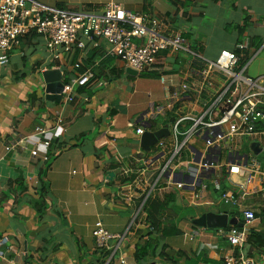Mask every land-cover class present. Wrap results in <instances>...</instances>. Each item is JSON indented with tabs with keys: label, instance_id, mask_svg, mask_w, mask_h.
<instances>
[{
	"label": "crops",
	"instance_id": "crops-1",
	"mask_svg": "<svg viewBox=\"0 0 264 264\" xmlns=\"http://www.w3.org/2000/svg\"><path fill=\"white\" fill-rule=\"evenodd\" d=\"M33 1L49 8L91 13H100L114 3L164 24L168 34L182 35L193 54L214 62L222 51L235 52L240 66L247 65L246 77H264V0ZM240 44L246 46L242 52H238ZM62 56L59 62L50 59L43 39L31 35L0 63V240L9 239L0 247V264H103L105 259L92 236L95 224L101 221L109 233L124 235L131 211L142 202L139 194L126 191L138 160L150 154L141 147L142 136L135 134L140 116L163 101L161 77H165L170 93L182 82L199 78L202 67L190 53L163 51L155 70L132 75L111 56L103 41L86 44L84 51L73 48ZM76 64L80 70L75 69ZM47 70H61L63 84L84 71L90 70L94 77L83 87L75 86L72 103L63 97L57 102L46 99L41 74ZM58 119L67 125L66 132L54 128ZM166 121L160 116L152 126L156 131L148 133L164 129ZM37 126L46 127L49 134L22 141L6 152L7 146L21 141ZM148 128L145 126V133ZM165 129L168 136L151 148L162 139L169 141L170 131ZM43 141L50 146L44 147ZM253 146L252 152L260 154ZM33 150L38 152L36 157L31 156ZM212 178L204 177L207 188L202 192L174 188L162 197L151 196L144 206L146 222L140 229H131L123 254H116L113 264H120L121 259L124 264H138L135 251L148 234L149 203L153 201L164 205L167 217L161 220L169 233H153L150 239L159 242L143 264H222L221 258L230 253L264 264V249L248 242L233 249L219 236L220 228L199 223L209 213L243 223L241 214L220 204L221 194L214 190ZM258 182L264 187V180ZM42 183L46 186L44 197ZM222 185L228 187L225 182ZM246 189L241 203L256 215L247 232L264 235V200L252 187ZM42 200L44 209L38 206ZM181 209L198 213L184 217ZM233 228L228 225L222 230ZM192 231H198L199 236L193 237ZM164 256L171 261H165Z\"/></svg>",
	"mask_w": 264,
	"mask_h": 264
},
{
	"label": "built area",
	"instance_id": "built-area-1",
	"mask_svg": "<svg viewBox=\"0 0 264 264\" xmlns=\"http://www.w3.org/2000/svg\"><path fill=\"white\" fill-rule=\"evenodd\" d=\"M163 25L114 3L107 4L100 13H91L49 8L33 0H0L1 64L22 40L35 34L43 39L46 52L55 62L61 61L63 53L69 54L73 48L84 51L86 44L103 41L108 44L111 56L138 74L155 70L163 51L171 55L190 53L202 66L199 78L182 82L170 93L165 77H161L163 101L142 114L135 126L136 136L141 137L145 126H150L147 132L156 131L152 126L163 116L170 139L160 140L149 149V155L138 160L134 179L126 191L134 196L139 194L142 202L131 211L126 234L109 233L101 221L95 224L92 234L95 247L109 255L105 264L116 254H123L122 246L131 229L144 225V206L151 196L162 197L174 188L202 192L207 188L204 177L212 176L213 188L221 194L220 204L236 210L242 217V229L218 231L233 249L247 244V228L256 220L254 212L241 203L246 188L252 187L253 193L264 200V187L258 182L264 180V166L259 159L264 155V77L255 80L246 77L247 65L240 66V56L235 52L222 51L214 62L193 54L182 35L166 33ZM245 49L243 44L238 46V52ZM75 69L80 70V65L76 64ZM93 77L90 70L84 71L64 84V101L72 103L75 86L83 87ZM83 101L88 103L89 99ZM169 113L173 116L169 117ZM66 127L58 119L54 128L66 132ZM49 132L46 127L37 126L5 150L9 152L22 141L31 142ZM43 145L47 148L50 143L43 141ZM252 145L260 149V154L252 152ZM37 155V150L31 152V156ZM224 182L228 187L222 185ZM256 183L259 186L255 187ZM190 234L199 236L198 231ZM8 240L7 237L0 240V247ZM221 262L259 264L253 257L233 253L223 256ZM124 263L121 259L120 264Z\"/></svg>",
	"mask_w": 264,
	"mask_h": 264
},
{
	"label": "water",
	"instance_id": "water-1",
	"mask_svg": "<svg viewBox=\"0 0 264 264\" xmlns=\"http://www.w3.org/2000/svg\"><path fill=\"white\" fill-rule=\"evenodd\" d=\"M130 74L136 75L137 72L129 69ZM43 81L46 84V93L48 96L47 100L60 102L63 92L64 84L62 83L61 70H47L41 74ZM150 127V126H147ZM167 129H162L154 134H149L146 132L141 139V147L144 151L148 152L151 146H153L157 140L167 137ZM255 147L253 146L252 149ZM257 153V151H256ZM204 227L209 228H226L228 225L239 227L242 229L244 227L243 223L239 222L236 218L230 219L228 215H216L209 213L199 221Z\"/></svg>",
	"mask_w": 264,
	"mask_h": 264
},
{
	"label": "trees",
	"instance_id": "trees-1",
	"mask_svg": "<svg viewBox=\"0 0 264 264\" xmlns=\"http://www.w3.org/2000/svg\"><path fill=\"white\" fill-rule=\"evenodd\" d=\"M33 35H35V34H33ZM64 83L67 84L68 83L67 80H64ZM52 144L53 143H51V146H52ZM41 193H42V196L44 197V195L46 193V186H44L43 183H42ZM38 206L42 209L45 208L43 206V200L40 201V203L38 202ZM163 211H164V205L163 204H161L157 201H153V202L149 203V214H148L149 231H148V234L146 236V239H143V241H141L140 244L137 245L136 251H135V257H136L138 264H143L146 257L150 254V252H152V250L154 248L153 246L159 242V239H158V241H155V239L154 240L150 239V237L153 236V233L157 234V235H161V236L167 235L169 233V230H167L165 228L167 224H164L163 221L161 220L162 216L167 217V215H165V213ZM38 212H40L39 209H38ZM235 229L240 230L238 227H235ZM247 242L251 243L253 246H256L257 248L264 249V235H258L255 233H251L248 236ZM164 248H165V246H164ZM100 252H102V251H100ZM102 255H103V259H105L103 264H105L106 258H108L109 255L106 252H102ZM162 258L164 260L166 259L165 261H167V262L171 261L170 259L166 258L165 256ZM113 262H114V258H112V260L110 261L109 264H113Z\"/></svg>",
	"mask_w": 264,
	"mask_h": 264
},
{
	"label": "rangeland",
	"instance_id": "rangeland-1",
	"mask_svg": "<svg viewBox=\"0 0 264 264\" xmlns=\"http://www.w3.org/2000/svg\"><path fill=\"white\" fill-rule=\"evenodd\" d=\"M259 159L260 161L262 162V166H264V163H263V156H259ZM223 207H225L224 205H222ZM226 210H232V208H229V207H225ZM198 213V211L194 210V209H186V210H183L181 209V214L184 216V217H195L196 214Z\"/></svg>",
	"mask_w": 264,
	"mask_h": 264
}]
</instances>
